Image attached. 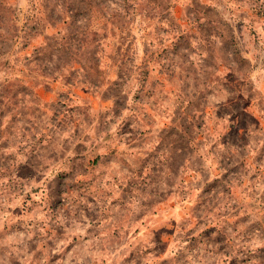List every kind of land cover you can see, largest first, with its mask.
Here are the masks:
<instances>
[{
	"label": "clouds",
	"instance_id": "obj_1",
	"mask_svg": "<svg viewBox=\"0 0 264 264\" xmlns=\"http://www.w3.org/2000/svg\"><path fill=\"white\" fill-rule=\"evenodd\" d=\"M0 264H264V0H0Z\"/></svg>",
	"mask_w": 264,
	"mask_h": 264
}]
</instances>
